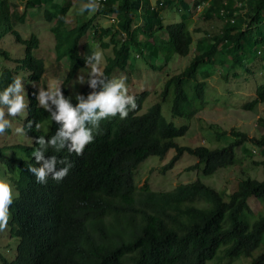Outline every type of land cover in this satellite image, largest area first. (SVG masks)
Instances as JSON below:
<instances>
[{"label": "trees", "instance_id": "16d2710c", "mask_svg": "<svg viewBox=\"0 0 264 264\" xmlns=\"http://www.w3.org/2000/svg\"><path fill=\"white\" fill-rule=\"evenodd\" d=\"M9 1L0 0V40L11 34L20 42L13 30ZM176 2L184 13L178 23L164 27L160 13ZM71 4L70 0L60 3L29 0L19 17L23 22L27 11L35 7L53 9L45 10V17L49 22L55 20L50 32L54 36L57 60L67 62L62 83L66 94L65 87L76 74L89 69L85 59L95 50L88 44L87 34L101 48L112 47V56L107 57L102 70L106 78L112 79L114 69L133 67L137 53L149 57L153 74L162 71L173 56H188L194 44L188 28L192 24L188 17L191 10L204 6L202 20L217 19L224 23L220 32L206 33L196 40L189 65L165 81L161 102L124 121L108 118L112 126L104 130V137L92 148L80 174L69 184L48 183L40 191L32 184L34 179L28 171L36 144L0 146V177L11 182L14 192L11 218L1 233L4 238L20 239L15 257L9 260L0 254V264H31L32 243L37 247L36 264H209L213 261L229 264L236 260L241 264H264V178L240 180L227 200L199 179L178 184L167 192L152 191L147 180L140 188L134 182V173L141 163L149 157L163 159L171 149L176 154L162 171L172 169L187 153L198 160L188 170L201 166L202 174L210 176L218 169L238 164L236 148L251 157L246 143L258 148L264 159V135L249 139L233 130L234 142L221 149L179 147L175 143L186 135L193 117L205 107L206 80L210 74L207 68L220 63L219 68L226 70L239 64L248 50L254 49L255 55L264 46V0H194L192 9L184 0H161L156 5L151 0H102L95 14L66 29L65 19ZM97 18H113L115 26H96ZM162 31L164 40L159 36ZM26 44L24 57L18 60L20 65L16 69L1 68L0 92L13 81L9 74L22 67L29 70V109L23 128L32 140L47 137L50 127L56 130L59 124L49 123L46 112L36 108V84L43 67L30 54L37 46L36 38L32 36ZM240 49L242 52L238 54ZM228 53L234 55L233 60L227 58ZM0 54H3L1 50ZM159 56L163 63L157 67ZM220 78L229 81L233 77L225 71ZM191 83L194 85L190 94L186 88ZM171 89L174 92L171 115L186 120L180 127L166 123L161 113ZM91 91L87 86L79 95L86 97ZM149 93L143 91L138 95V109ZM70 103L75 106L77 101L71 97ZM261 103H264V86L257 90L256 98L241 107L252 111ZM28 121L33 122L31 128L27 127ZM260 121L264 124L263 119ZM255 165L264 170V160ZM249 199L261 204L262 210L257 215L251 211Z\"/></svg>", "mask_w": 264, "mask_h": 264}, {"label": "rangeland", "instance_id": "374dc122", "mask_svg": "<svg viewBox=\"0 0 264 264\" xmlns=\"http://www.w3.org/2000/svg\"><path fill=\"white\" fill-rule=\"evenodd\" d=\"M61 1L62 0H55L56 3H60ZM70 1L72 4L65 19L66 29H71L81 24L93 15L87 11L82 14L80 13V7L86 2L82 0ZM151 2L153 5H156L161 2V0H151ZM25 3L26 0H10V16L13 17L11 19L13 30L18 32L23 40H27L34 35L37 37L38 42L40 41V46H38L39 49L32 52L34 56L36 55L37 58L43 61L45 67L43 77L40 82L36 84L39 94L41 89L48 90L52 88L56 82L62 83L66 73V67L64 66L66 62L65 59L59 63L56 61L54 38L50 32L51 27L55 26V20L49 22L45 17V10L52 12L53 9L50 6H40L30 9L25 14L24 21L21 22L19 17L24 13ZM189 5H191V1H189ZM176 8L177 7H166L161 11L164 25H172L180 21V13ZM205 8L206 7L201 6L196 9L195 13L190 17L192 24L188 28L191 32L194 44L191 46L188 56H173L172 61L164 66L162 71L156 74L150 71L149 65L151 64V60L146 55H143L137 60V69L131 72V75H129L128 70L124 72L115 70L113 72L115 78L121 76L126 77V84L127 80L130 81V83H128L129 91L146 90L150 92L142 104V113H145L154 104L161 102L160 93L163 91L164 83L167 78L180 74L189 65L193 58L196 40L206 33L212 35L220 32L224 23L223 21L217 19H211L210 21L202 20V14H204ZM110 19L111 18H97L94 25L102 26L103 28L115 26L116 20L113 18L112 20ZM138 23L140 22L138 21ZM163 36L164 34H161V37ZM86 37L88 44L93 46L94 50H97L98 47L99 50L102 51L104 62L101 64V68L103 69L104 65L107 64V57L112 56V47L103 49L96 39H92L90 34H87ZM25 48L26 42L15 41L14 36L11 34H7L1 39L0 49L3 54H0V71L2 67L16 69L17 66L20 65V62L17 60L24 57ZM248 52L250 56H253L252 51L249 50ZM162 63L163 59L159 57L156 59L155 66L159 67ZM219 66L220 63L207 68L210 74L206 80L207 87L204 96L205 107L193 117L189 123V130L186 135L175 140V143L179 147L195 148L203 146L208 149H221L234 142L235 138L232 136L233 130L246 134L249 139L259 138L264 135V124L260 121L261 119L264 120V103L257 105L252 111L243 110L241 107L243 104L253 99L254 89L264 83V76L260 74L254 77V87L252 84L246 85L247 82L243 85L240 79L227 82L220 78V73H224L225 70H221ZM22 69L23 67L19 68V72L13 75V79L20 77L24 84L25 91L27 92V74L20 71ZM89 70L88 68L81 69L76 74L75 78L70 81L66 87L70 94L76 97V95L80 93V90L87 85V83L83 85L76 83V78L80 74L86 76ZM33 85L34 84H31V86ZM193 85L194 84L191 83L186 88L190 94ZM168 96L166 102L162 104L161 113L164 120L175 127L186 124L184 118H176L171 115V104L174 98L172 89ZM25 114L26 110L25 113L19 116L7 117L11 122V127L8 128L11 133L9 135H5L6 133L0 134V146H7L5 144H29L30 141L24 137L23 134H18L15 131L17 127H21L20 120L24 118ZM48 115L50 114L48 113ZM244 146L251 150V157L241 152V148H236L235 154L238 159V164H240L218 169L210 176H204L202 174L201 166L198 169L188 170V168L197 165L198 160L187 153H184L180 157L172 169L162 171V168L167 165L176 154L175 150L171 149L163 159L149 157L141 163L134 173V182L137 188H140L147 180L152 191L167 192L173 190L178 184H188L199 179L203 184L215 189L227 200V196L235 191L240 180L249 177L261 181L264 178V170L255 165V163L264 160L258 148L249 143L244 144ZM248 204L254 215L261 212L262 206L255 199H249ZM12 242L15 244L16 240L12 239ZM209 264H216V261ZM219 264H227V261H222ZM229 264H241V261L236 260Z\"/></svg>", "mask_w": 264, "mask_h": 264}, {"label": "clouds", "instance_id": "9594fccd", "mask_svg": "<svg viewBox=\"0 0 264 264\" xmlns=\"http://www.w3.org/2000/svg\"><path fill=\"white\" fill-rule=\"evenodd\" d=\"M27 1L29 0H26V2ZM189 1H191V5H189ZM193 1L194 0H184L191 9ZM100 7L99 0H88L87 3L80 7L79 11L81 14L85 11L95 14ZM171 7H177L176 10L180 15L184 13L181 11L178 2ZM190 13L192 16V14L195 13V10H191ZM191 16L188 15V17ZM165 26L167 25H164V27ZM17 34L24 42H28L31 37L34 36L32 35L29 39L23 40L18 32ZM161 34H164V36L161 37ZM159 36L161 40H164L165 32H160ZM35 38L37 40V46L31 49L30 54L34 59L42 63L43 73L40 77L41 80L45 73V67L43 61L40 58H37L36 55L34 56L32 54V52L38 50V46H40V41L38 42L37 37ZM26 49L27 44L25 50ZM54 49L56 53L55 40ZM241 52L242 50L240 49L238 54H241ZM142 56L143 54L137 53L132 61V68L125 67L123 70L114 69L111 72L112 79H108L102 71L107 64L104 65L103 69L101 68V64L104 62V57L102 51L97 47V50L85 59V66L90 69L87 72V75L80 74L76 78V83L81 85L87 83L85 87L88 86L92 90L86 97L84 95H79L80 93L76 95V97L70 94L66 88L68 85L65 87L68 92V94H66L62 89L63 81L62 83L56 82L55 85L48 90L41 89L37 97V103L35 104L36 108L46 112L49 123L56 122L59 125L56 130L50 127L51 132L47 137L41 136L33 138L32 140L26 135L23 128V121L27 117L29 109L28 84L26 92L22 79L20 77L13 79V75L17 74L19 69L16 73L9 74L13 81L2 92H0V134L6 133L5 135H9L11 133V131L8 130V128L11 127V122L7 117L19 116L20 114L25 113L26 110L24 118L20 120L21 127H17L15 131L18 134H23V136L30 141L29 144L5 145L29 147L32 143L36 144L35 150L32 153L33 162L30 164L28 171L34 179L32 184L40 191L46 189V184L48 183H60L64 181L69 184L72 179L80 174L85 165L86 157L92 151L95 144L104 137V130L107 127L112 126L110 124L112 121L108 120V118L115 117L117 120L124 121L125 119L127 120L143 114L142 106L138 109V95L146 90L129 91L128 82L130 83V81L127 80L126 84V77L121 76L115 78L113 74L115 70L120 72L128 70L129 75H131V72L136 71L138 66L137 60ZM233 56L234 55L228 53L227 58L233 60ZM56 61L59 63L63 60H57L56 57ZM66 65L64 66L66 67ZM6 69L13 70L7 67ZM20 71L27 74L26 80L27 83H30L28 82L30 75L29 70L26 67H23ZM225 71L233 77L229 81L240 79L243 85L247 82L246 85L252 84L254 87V77L259 76L260 74L264 76V46L258 49L255 55L253 49V56H250L249 52H247V54L242 56V60H240L239 64L226 68ZM262 86H264V83L254 89L253 98L257 97V90ZM97 89H99V91H97ZM71 97H74L77 101L75 106L70 103ZM48 113L50 115H48ZM32 123V121H28L27 127L31 128ZM36 127L39 128V125L37 124ZM15 195L18 196V193ZM13 201L14 192L11 182L0 177V254L9 260L15 257V247L16 245L19 247L20 239L15 238L16 243L14 244L12 242V239L14 238H4L1 231L6 230L8 227L11 218L10 206L13 204ZM46 220H48V215L45 216V221ZM32 247L33 260L31 264H36V244L32 243Z\"/></svg>", "mask_w": 264, "mask_h": 264}, {"label": "built area", "instance_id": "2783aa9c", "mask_svg": "<svg viewBox=\"0 0 264 264\" xmlns=\"http://www.w3.org/2000/svg\"><path fill=\"white\" fill-rule=\"evenodd\" d=\"M99 3H100V5H101V3H102V0H99Z\"/></svg>", "mask_w": 264, "mask_h": 264}]
</instances>
